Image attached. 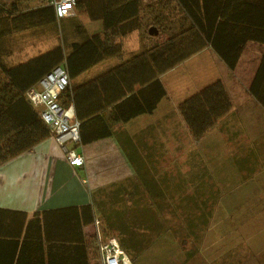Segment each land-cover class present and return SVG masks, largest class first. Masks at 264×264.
<instances>
[{
  "label": "trees",
  "instance_id": "obj_1",
  "mask_svg": "<svg viewBox=\"0 0 264 264\" xmlns=\"http://www.w3.org/2000/svg\"><path fill=\"white\" fill-rule=\"evenodd\" d=\"M75 13L100 22L101 27L91 34L81 26H65L79 39L59 37L53 47L8 64L5 58L14 53L13 35L45 30L56 35L62 19H56L44 0H0V166L50 137L25 93L57 65L64 66L69 78L60 103L73 106L80 123L75 146H82L112 136L111 127L119 121L152 113L167 95L159 77L200 51L212 50L233 71L248 42L264 44V0H154L146 4L142 0H75ZM134 32H141L143 46L137 52H125L124 41ZM111 60L118 65L109 73L78 80ZM259 79H264V58L255 76V81ZM232 107L223 81L216 79L181 100L177 111L190 138L199 142ZM138 188L130 187L126 198L116 183L99 188L92 196L101 229L118 239L133 264H142L141 257L154 236L173 229L172 219L164 216L168 204L152 201L147 192L139 195ZM92 204L82 207L83 213L90 212L89 223L95 221ZM189 207L198 209L197 204ZM205 217L201 210L196 220L183 222L193 233L207 222ZM87 248L90 258L100 264L96 236Z\"/></svg>",
  "mask_w": 264,
  "mask_h": 264
},
{
  "label": "crops",
  "instance_id": "obj_2",
  "mask_svg": "<svg viewBox=\"0 0 264 264\" xmlns=\"http://www.w3.org/2000/svg\"><path fill=\"white\" fill-rule=\"evenodd\" d=\"M202 53V58L210 66L216 64L220 72L196 78V84L189 90L184 88L182 96L177 94L176 99L163 82V77L172 70L161 75L159 79L167 95L152 113L119 121L111 127L112 136L74 147L84 158L83 166L69 165L64 151L52 137L0 166V264H82V261L96 264L87 246L96 236L97 228L95 221L88 222L90 212L83 213L82 207L92 204V196L99 188L120 183L123 197L128 198L129 188L138 185L139 195L147 192L154 202H171L178 193V179L172 177L170 169L162 170L167 154L163 130L173 128L171 132H177L180 125L190 137L177 105L213 80L223 81L233 107L201 141L192 140L196 145L202 143V155L207 154L208 159H213L211 163L216 162L217 177L201 175L189 180L193 184L191 197L203 195L209 201H219L226 187L241 184L238 179L242 171L249 172V177L252 172L264 170V79L255 81L258 65L264 58V44L248 42L233 71L210 49L200 51L181 65ZM117 63L115 60L101 63L78 80L109 73ZM176 137L169 131L168 138ZM111 161L113 165L107 168L114 173H107L104 165ZM229 166L233 169L231 174ZM234 172L236 175L232 176ZM92 209L97 218L99 214L93 204Z\"/></svg>",
  "mask_w": 264,
  "mask_h": 264
},
{
  "label": "rangeland",
  "instance_id": "obj_3",
  "mask_svg": "<svg viewBox=\"0 0 264 264\" xmlns=\"http://www.w3.org/2000/svg\"><path fill=\"white\" fill-rule=\"evenodd\" d=\"M152 1L154 0H142V3ZM68 25L81 26L91 34L101 27L100 22L91 21L87 16L75 13V16L61 20L56 35L47 30L40 34L27 32L13 35L10 42L14 44V53L5 58V61L8 64L25 61L58 44L61 37H65L67 41L78 40L77 36L72 35L71 27L70 30H65V26ZM141 36V32H134L127 37L124 41V51L131 52L139 46L142 48ZM202 57L203 53L197 59H192L184 65L180 64L170 73L163 75V82L175 99L177 94L182 96L184 88L189 90V87L194 86L198 79L220 72L216 64L210 66L209 62ZM163 126L168 128L167 125ZM171 130L173 128L163 130V145L167 154L162 163V170L170 169L172 177L173 175L177 177L178 193L177 196L172 197L171 202L161 203L168 204L164 216L172 219L169 224L173 229L170 233L162 232L151 239L141 257V263L264 264V170L255 171L254 174L252 172L249 177V172L242 171L238 179L241 184L236 187H226V192L220 196L219 201H209L210 198L203 195L193 198L190 195L193 184L189 180L201 175V177L206 175L208 178L217 177V164L211 163L213 159H208L207 154L202 155L203 144H194L180 125L176 128L177 132H171ZM169 131L177 134V137L168 138ZM113 163L111 161L104 167L107 168ZM209 169L213 171L210 173ZM105 171L114 173L110 168ZM232 172L233 169L229 166L228 173ZM235 175L234 172L232 176ZM228 180H232V177ZM187 184H190V187ZM190 204L193 206L197 204L198 209L190 208ZM201 210L206 214L207 222L201 223L196 231L191 233L183 220L186 218L196 220Z\"/></svg>",
  "mask_w": 264,
  "mask_h": 264
},
{
  "label": "built area",
  "instance_id": "obj_4",
  "mask_svg": "<svg viewBox=\"0 0 264 264\" xmlns=\"http://www.w3.org/2000/svg\"><path fill=\"white\" fill-rule=\"evenodd\" d=\"M53 8L56 19L75 16V0H44ZM69 85L67 71L62 64L46 73L38 83L29 88L25 97L28 103L39 111L42 122L49 128L50 137L64 151L69 165L81 167L84 158L74 149L79 143V126L73 106H64L61 96ZM100 216L95 218L97 246L100 264H133L129 255L121 247L118 239L101 230Z\"/></svg>",
  "mask_w": 264,
  "mask_h": 264
}]
</instances>
